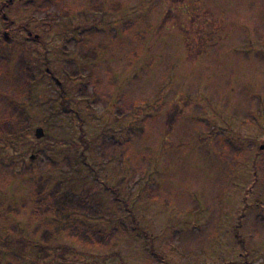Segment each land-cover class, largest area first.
Masks as SVG:
<instances>
[{
	"label": "rangeland",
	"instance_id": "1",
	"mask_svg": "<svg viewBox=\"0 0 264 264\" xmlns=\"http://www.w3.org/2000/svg\"><path fill=\"white\" fill-rule=\"evenodd\" d=\"M43 1L0 0V264H264V0ZM42 179L110 238L40 245Z\"/></svg>",
	"mask_w": 264,
	"mask_h": 264
},
{
	"label": "trees",
	"instance_id": "2",
	"mask_svg": "<svg viewBox=\"0 0 264 264\" xmlns=\"http://www.w3.org/2000/svg\"><path fill=\"white\" fill-rule=\"evenodd\" d=\"M47 1H43L42 4H47ZM11 2L12 0H7V3L11 4ZM62 13L67 15L70 14L69 10H65ZM129 24L130 22H127V24H125V28H127ZM88 35L89 38H91V34ZM85 55L93 56V49L91 48V50H87ZM80 68L82 69L81 65L69 68V74H67L66 77L69 79H81ZM87 77L89 81L92 80V74H87ZM55 87L59 88L57 83L55 84ZM26 123L27 120L23 112H18L16 109L0 122V133L5 137H8L9 141L15 142L20 136L23 138V136L27 134ZM32 198V214L37 216L41 215V217H45L46 219L50 216L52 217V226L47 227L45 232L41 233L39 238L41 243L40 245L43 247L47 246L45 241L51 237L52 233L56 230H61L70 239L79 241L82 246L93 247L96 245H102L110 238L111 232L105 233L98 228H94L84 219L78 218L76 216L78 210L75 204L73 205L72 202L67 199L65 194L58 192L55 188H49L45 179L38 180L33 183ZM80 201L82 202V200Z\"/></svg>",
	"mask_w": 264,
	"mask_h": 264
},
{
	"label": "water",
	"instance_id": "3",
	"mask_svg": "<svg viewBox=\"0 0 264 264\" xmlns=\"http://www.w3.org/2000/svg\"><path fill=\"white\" fill-rule=\"evenodd\" d=\"M4 36L7 37V33L6 32L4 33ZM43 135H44L43 129L41 127H36L35 130H34V136L36 138H39V137H41ZM259 148L263 149L264 148V144L260 145ZM32 157L33 156L31 155L30 158H32Z\"/></svg>",
	"mask_w": 264,
	"mask_h": 264
},
{
	"label": "flooded vegetation",
	"instance_id": "4",
	"mask_svg": "<svg viewBox=\"0 0 264 264\" xmlns=\"http://www.w3.org/2000/svg\"><path fill=\"white\" fill-rule=\"evenodd\" d=\"M9 1H11V0H9ZM4 33H5V32L2 33V37H3V38H7V37L4 36ZM28 35L30 36V34H28Z\"/></svg>",
	"mask_w": 264,
	"mask_h": 264
}]
</instances>
